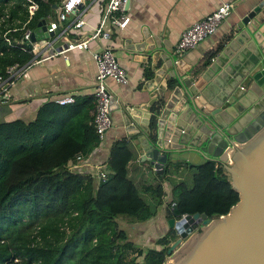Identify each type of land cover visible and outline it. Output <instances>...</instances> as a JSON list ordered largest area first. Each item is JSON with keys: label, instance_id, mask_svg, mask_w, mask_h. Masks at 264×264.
<instances>
[{"label": "trees", "instance_id": "trees-1", "mask_svg": "<svg viewBox=\"0 0 264 264\" xmlns=\"http://www.w3.org/2000/svg\"><path fill=\"white\" fill-rule=\"evenodd\" d=\"M35 1L37 7L28 17V0H0V74L8 65L32 57L30 49L14 39L25 27H35L57 0ZM211 53L208 50L204 59ZM77 103L45 101L30 120L0 119V264H163L166 248L177 235L174 228L133 255L127 251L132 243L114 218H150L153 211L137 188L143 186L160 198V179L185 163L176 161L174 171L166 166L162 173L155 172L156 180L137 185L127 175L132 153L121 138L109 148L103 180L68 167L67 161L97 143L92 117L83 120ZM88 107L94 109V102ZM148 126L153 140V116ZM221 165L214 159L192 164L189 185L182 178L172 183L168 194L173 205L165 215L224 214L238 194Z\"/></svg>", "mask_w": 264, "mask_h": 264}, {"label": "water", "instance_id": "water-1", "mask_svg": "<svg viewBox=\"0 0 264 264\" xmlns=\"http://www.w3.org/2000/svg\"><path fill=\"white\" fill-rule=\"evenodd\" d=\"M45 28L41 18L29 40L50 35ZM25 45L30 48L29 41ZM122 47L132 61L142 64L139 90H146L149 98L129 105L113 95L109 110L119 111L125 134L138 142L140 161L160 174L179 160L190 166L214 159L238 194L218 216L194 211L168 217L167 226L177 236L167 246L169 257L163 264H264V107L238 133L222 130L216 117L254 86L264 87V0H255L209 49L212 53L195 64L186 63L184 52L176 53L165 34L146 26L130 30ZM151 116L153 140L148 137ZM181 117L199 128V135L205 129L216 133L202 134L197 145L161 141L163 135L174 139L184 128ZM215 146L218 151L209 149Z\"/></svg>", "mask_w": 264, "mask_h": 264}, {"label": "crops", "instance_id": "crops-1", "mask_svg": "<svg viewBox=\"0 0 264 264\" xmlns=\"http://www.w3.org/2000/svg\"><path fill=\"white\" fill-rule=\"evenodd\" d=\"M58 1L52 3V9L43 17L46 24L50 16L54 14ZM106 1L84 0L77 4L73 12L61 21L63 27H66V31L59 33L57 29L54 30L52 37H50L53 41L52 46L55 48L64 43L67 37L79 38V36L91 30L98 23ZM222 1L232 3L230 12L219 22L212 33L184 51L183 59L189 64L200 62L205 53L216 44L231 24L251 7L255 0H129L127 7H125V14L128 16L127 22L123 27L110 26L107 38L91 40L88 42L87 48L84 49H70L45 55L43 59L29 65L8 86L7 98L0 103V119L20 118L24 121L30 120L42 102L55 101L58 96L70 94L73 100L68 103H72L77 99V111L79 110L81 117L84 116L83 120L88 122L93 113V108L88 107V104L94 102L93 78L96 71L91 52L96 50L100 44L108 45L111 48L117 62L125 70L126 81L124 83L106 78L107 85L115 100L129 105L147 101L149 98L148 92L139 90L140 86L138 85L142 79V64L132 61L125 53L122 47L123 37L129 35L130 30L138 32L141 26H146L152 32L165 34L166 40L174 45L185 27L204 17ZM76 17L83 19V23L79 27L72 25V20ZM34 54L32 51V56ZM43 54L44 52L40 53V55ZM263 107L264 87L254 86L248 95L243 96L233 106L218 113L216 115L217 121L221 123L222 130L229 133H238L243 125ZM109 115L111 125L106 129L103 140L89 145L77 160L67 161V166L80 172L89 173L96 180V173L99 169L107 170L106 159L110 146L117 139L124 138L132 153L126 164L128 177L132 178L137 185L156 180L158 177L155 175V171L152 168L153 172L147 171L144 167L145 162L140 161L142 150L136 139L125 134L119 111L111 110ZM178 119L181 120L184 128L180 129L174 139H171L168 135H163L161 141L175 145H197L202 138V134L208 136L209 131L216 133L214 130L205 129L206 132L199 135V128H194L189 120L182 117ZM201 123L205 124L204 121ZM187 125L190 127L189 131H187ZM222 135L225 137L224 134ZM215 136L218 137L217 134ZM200 144L203 145L204 142ZM209 149L218 151V146ZM184 165L182 167L191 168V165ZM172 174L166 179H160L164 190V194L160 199L170 192L172 183L176 181L171 180L173 177L176 178V175ZM147 176L148 180L146 179ZM137 190L138 192L139 190L143 191L142 193L139 192L141 196L150 192L145 190L143 186L138 187ZM142 198L145 200L148 197L144 198L142 196Z\"/></svg>", "mask_w": 264, "mask_h": 264}, {"label": "built area", "instance_id": "built-area-1", "mask_svg": "<svg viewBox=\"0 0 264 264\" xmlns=\"http://www.w3.org/2000/svg\"><path fill=\"white\" fill-rule=\"evenodd\" d=\"M84 0H59L55 6V12L52 14L46 24L45 31L51 32L47 37L29 40V34L31 28L25 27L22 35L19 39H14L18 43L30 42V51L35 53L28 61L17 64L13 63L8 65L3 74H0V103L4 102L7 98L8 86L20 76L24 70L33 62H37L52 53H59L70 49H84L87 48V44L91 40H98L101 38H107L109 36V27L118 26L123 27L128 20V16L125 14V3L127 0H107L103 5V9L100 15L98 23L87 33L82 34L79 38L67 37L64 43L59 44L57 47L52 46V37L54 30H58L59 33L66 31V27H63L61 21H63L67 15L77 7V4ZM37 7L35 0H28L27 3V15L33 13ZM232 3L230 1L220 2L213 10L207 13L204 17L193 21L190 25L185 27L177 41L174 44L173 50L176 53L184 52L185 50L193 47L199 40L206 35L212 33L219 22L230 12ZM6 13L2 16L5 17ZM1 17V19H2ZM18 21V20H16ZM83 23V19L76 17L72 20L74 27H79ZM44 52L43 55H40ZM94 59L96 71L93 78V98L94 109L92 113V125L97 136V141L103 140L104 133L111 125L110 119V99L113 93L109 89L106 78L120 83L126 81V74L123 67L117 62L113 55L111 48L108 45L100 44V46L91 52ZM73 100L72 95L65 94L55 98V101L60 104L68 103ZM81 153H77L74 159L77 160ZM108 173V169H99L96 173V180H103ZM173 202L170 201V207Z\"/></svg>", "mask_w": 264, "mask_h": 264}, {"label": "rangeland", "instance_id": "rangeland-1", "mask_svg": "<svg viewBox=\"0 0 264 264\" xmlns=\"http://www.w3.org/2000/svg\"><path fill=\"white\" fill-rule=\"evenodd\" d=\"M145 169L149 172H153L151 170V166L145 163ZM173 170L174 166L171 165ZM174 171V170H173ZM193 172L192 168H184L181 167L178 171H174L172 175H176V178H171L172 181L179 179H184L186 184L191 183V173ZM183 176V177H182ZM149 179L148 176L146 178ZM140 193L143 191L139 190ZM142 196L148 197L145 198V201L149 204L151 211H153V215L145 221H137L128 217L126 215H118L114 218L116 221V225L118 228L123 229L126 233V240L132 243V247L128 248V254H136L137 249L143 248L146 246H154L155 238L162 235L168 230L167 226V218L165 215L166 208L170 207L169 205V194L162 199L157 198L154 194L149 192L148 194H142ZM185 212H182L180 215H183ZM177 236V235H176ZM171 242V241H170ZM169 242V243H170ZM184 239L181 240L180 243H183ZM178 244V246L180 245ZM178 246L174 248L173 251L178 249ZM169 257L166 255L165 259ZM138 259V258H137Z\"/></svg>", "mask_w": 264, "mask_h": 264}]
</instances>
